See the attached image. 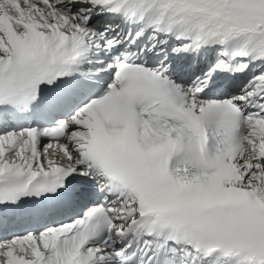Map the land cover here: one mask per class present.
I'll return each mask as SVG.
<instances>
[{
    "label": "snow or ice",
    "instance_id": "1",
    "mask_svg": "<svg viewBox=\"0 0 264 264\" xmlns=\"http://www.w3.org/2000/svg\"><path fill=\"white\" fill-rule=\"evenodd\" d=\"M0 264H264V0H0Z\"/></svg>",
    "mask_w": 264,
    "mask_h": 264
}]
</instances>
